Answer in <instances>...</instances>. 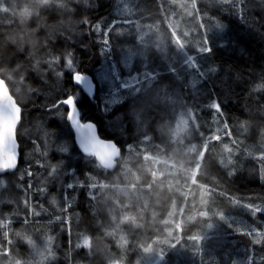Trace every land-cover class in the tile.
<instances>
[{
    "label": "trees",
    "instance_id": "trees-1",
    "mask_svg": "<svg viewBox=\"0 0 264 264\" xmlns=\"http://www.w3.org/2000/svg\"><path fill=\"white\" fill-rule=\"evenodd\" d=\"M0 1V75L23 109L19 164L0 174L7 181L0 184V264L25 255L11 254L14 244L29 251L30 242L20 233L24 228L26 234L43 230L55 238L56 256L49 264H104L100 251L88 254L81 243L86 234L102 238L126 264L141 258L151 264L157 257L144 256L158 250L159 264H264V212H259L264 148L258 147L264 145V0L43 2L24 22L19 11L9 9L12 0ZM156 25L175 42L164 64L150 65L158 79L146 83L148 76L135 70L138 91L136 81L127 84L132 73L118 53L126 40L116 31L140 32L139 40L130 41L152 54L143 35ZM107 42L118 76L108 66ZM173 70L179 74L176 82H171ZM74 71L92 75L94 95L75 83ZM191 82L199 90L194 101ZM174 91L189 98L178 101L191 104L199 122L217 121L221 127L219 142L203 144L202 157L193 155L202 161H154L155 154L167 152L161 148L167 137L166 96ZM69 94L77 97L81 121L116 143L113 167L80 146L66 119L70 108L59 103ZM114 96L119 99L108 106ZM235 140L249 153L239 150L233 161H224L229 154L219 145ZM69 182L77 186L69 190ZM158 188L168 208L173 203L176 212L183 209L180 224L168 223V209L154 217L151 203ZM106 200L129 216L125 238L106 234ZM246 223L257 225L259 233L242 231Z\"/></svg>",
    "mask_w": 264,
    "mask_h": 264
},
{
    "label": "rangeland",
    "instance_id": "rangeland-1",
    "mask_svg": "<svg viewBox=\"0 0 264 264\" xmlns=\"http://www.w3.org/2000/svg\"><path fill=\"white\" fill-rule=\"evenodd\" d=\"M55 1V2H53ZM65 0H12V3L9 5L10 10H17L19 11L21 15V21L24 22L27 17L30 16V14L34 11L36 8H40L42 3H57L60 6H62L63 2ZM129 1V0H127ZM22 5V8L19 7ZM4 8V4L0 1V9ZM23 18V19H22ZM134 26H139L138 24H135ZM179 28V26L177 27ZM173 32V31H172ZM116 35L118 36L119 39L123 38L126 40L121 47L118 49V53L121 55V57H124V63H126L127 67L129 68L130 73L128 74L126 80L128 86L131 87L133 86L134 83L138 84L137 90L139 91L142 89V85L140 84V81L138 79L137 73L139 75V71L135 72V70H139V68L144 72V75L148 76V82H152L155 79H158V75H153L150 71V65L153 67H159L161 64L165 63V58L167 57V54L169 52V47L171 44H174L175 39H172L170 35L167 34V32L162 31L160 28H158V25L154 26L153 30H150L145 32L143 35L145 41H146V46H150V48H153L151 53L148 54L146 53L145 48L139 47L136 45L134 42L130 41V39L136 38L139 40L140 38V32L133 31L132 29H119L116 31ZM175 38V34L173 35ZM34 41L33 39H31ZM106 40V38H105ZM174 40V42L172 41ZM107 41V40H106ZM141 44V42H140ZM154 48H157V51L154 53ZM106 53L108 55V66L109 62L110 65L109 68L111 69V72L113 75L118 76V70L114 65V62L111 60L110 56V47L108 46V42L106 43ZM144 52V53H142ZM148 54V55H147ZM160 54V55H159ZM71 61L72 65L74 67V61L72 58L68 57L65 58V62L68 65V62ZM66 65V66H67ZM133 70V71H131ZM179 80V74L177 71L173 70L172 71V81L171 82H176ZM136 81V82H134ZM134 82V83H132ZM191 86L193 90L191 91V95L194 97L190 98L195 100V98L198 97L199 95V90L195 86L194 83L191 82ZM178 92V91H177ZM179 95V96H178ZM186 95L178 94L174 92H169L167 97L168 100V107L169 111L166 115V124L164 131L166 133L165 137V142L162 140L163 145H161V148L164 150L166 149V153L161 154L157 153L154 155V161L156 163H159L160 161H202L201 159L198 158H193V155L197 157H202L204 152L206 151L205 146H210L215 143V141L220 139V125L217 121H214V124H212V121H200L198 119V113L196 110L191 107V104H182L179 99H189L185 97ZM119 97H111L108 98L107 101H109L108 106H111L110 104H113V101L118 100ZM177 102V103H176ZM200 125L198 126V124ZM199 130V134H196L197 129ZM39 130V129H37ZM30 130L27 128L25 130V134H29ZM225 134V133H223ZM77 135V134H76ZM233 135V134H231ZM46 138V136H45ZM47 140V138H46ZM78 140V138H77ZM205 144V146H202ZM238 147V148H237ZM258 147L264 148V145H259ZM236 148V149H235ZM215 149V148H214ZM218 150L226 151L229 155L227 157L224 156V161H233L234 157L233 154H236L240 152L239 150H244L249 153V150L247 147H245L239 140H235V142H229V141H223L222 145H219ZM246 152V153H247ZM223 154V153H222ZM118 155V150L116 149L114 152V162L116 163ZM224 155V154H223ZM261 157L264 158V153L259 154ZM228 158V159H227ZM171 166L172 169L177 168L176 165L172 164ZM194 168H198V165H195ZM262 172L264 173V165L262 166ZM5 181L4 176H0V184L3 185ZM7 183V181H5ZM160 188L155 193V196L153 198V201L151 203V211L156 218V214L160 210H165L168 209L170 211V216L168 217L167 221L170 224H180L182 222L181 219L183 209L179 208V210L176 212V206H173V203L169 205V208L167 204H165L166 200L161 201V197L158 194ZM205 195V192L201 194V198ZM199 197V196H198ZM200 198V200H201ZM206 201H209L208 195H205ZM49 199H52L49 197ZM143 201L145 202V198H143ZM106 223L109 229H107L106 234H114L115 238L117 239H122L125 238V232H124V227L123 223L126 221L129 216L127 214H123L122 212L118 211L110 205L109 202L106 200ZM175 209V210H174ZM120 213V214H119ZM205 210L203 209L201 211V214L204 215ZM219 216H223V211H219ZM133 219L135 220L136 225H142V220H137L134 216ZM178 219V220H177ZM186 222V219L184 220ZM28 225H23V227H27ZM264 226V222H263ZM179 227V226H176ZM260 228L257 225H250L248 223L243 226L242 231H247L248 233L252 234L253 233H259ZM25 228L20 230V233H25L26 240L30 242V248L29 251L26 250H21L19 249L16 244H14V251L10 250L11 254H13L15 251L19 254H25L23 256H12L14 264H49V261L53 259L55 255V238H52L51 234L49 232H45L43 230L41 231H33L31 230L29 233L26 234ZM17 233V231H16ZM170 239L169 236H160L159 240L160 241H168ZM82 244L87 246L88 249V254L92 253L93 251H100L102 253V257L104 258V264H126L124 257L120 254L117 253L116 251L112 250L109 248L108 244L100 238L99 236H91L90 234H86V236L83 237ZM160 252L154 251L151 253V255H145L144 258L146 259H154L151 260V264H159L162 257L159 256ZM13 255H16L15 253ZM21 258V259H19ZM144 260V259H143ZM0 261H2L1 256H0ZM81 264H86V263H81ZM134 264H144L141 259H136V262Z\"/></svg>",
    "mask_w": 264,
    "mask_h": 264
},
{
    "label": "water",
    "instance_id": "water-1",
    "mask_svg": "<svg viewBox=\"0 0 264 264\" xmlns=\"http://www.w3.org/2000/svg\"><path fill=\"white\" fill-rule=\"evenodd\" d=\"M82 75H85L87 79L92 80L94 88L90 95H94L95 81L92 75L90 74H82ZM81 86L84 88L83 85ZM0 104H7L9 108L7 116L0 113V174H4L9 171L15 170L19 164L20 143L17 138V129L22 119L23 109L22 106L17 101L15 95L12 93L9 84L1 75H0ZM9 118H11V120L13 121L10 125V128L7 126ZM81 123H85V122L81 121ZM95 128H96V133L93 139L87 145L81 147L88 153L97 154L99 159L105 165L109 167H113L115 165L114 152L117 149L116 143L111 139H106L102 137L96 126ZM77 138H78V133H77ZM7 144L12 145L10 150L6 147Z\"/></svg>",
    "mask_w": 264,
    "mask_h": 264
},
{
    "label": "snow or ice",
    "instance_id": "snow-or-ice-1",
    "mask_svg": "<svg viewBox=\"0 0 264 264\" xmlns=\"http://www.w3.org/2000/svg\"><path fill=\"white\" fill-rule=\"evenodd\" d=\"M68 69L69 70L73 69V65L71 61L68 62ZM73 78L76 84L83 85L85 90L89 94L92 93V90L94 88L92 80L87 79L85 75H82L79 71H74ZM76 99L77 97L75 95L69 94L66 96V98L61 99L59 103L65 106H69L70 111L67 112L66 119L71 122L72 126L75 128L76 132L78 133L80 146H85L93 139L96 133V128L92 123H81L79 118L80 114L77 111ZM8 111L9 108L7 104H0V113L7 116ZM12 122L13 121L11 120V118H9L7 125L9 128ZM6 147L10 150L12 145L7 144ZM60 151L66 152L68 151V149L66 147H62ZM73 176L75 178V174H73ZM74 186L77 185H74L72 182H69L65 185V187L69 190L72 189ZM259 212H264V208H260Z\"/></svg>",
    "mask_w": 264,
    "mask_h": 264
}]
</instances>
